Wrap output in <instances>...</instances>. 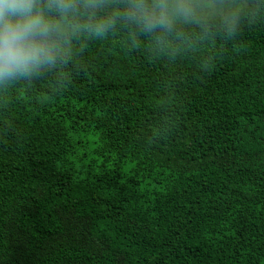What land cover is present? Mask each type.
Returning <instances> with one entry per match:
<instances>
[{"label": "trees", "instance_id": "1", "mask_svg": "<svg viewBox=\"0 0 264 264\" xmlns=\"http://www.w3.org/2000/svg\"><path fill=\"white\" fill-rule=\"evenodd\" d=\"M36 2L60 48L0 79V264H264V0Z\"/></svg>", "mask_w": 264, "mask_h": 264}, {"label": "clouds", "instance_id": "2", "mask_svg": "<svg viewBox=\"0 0 264 264\" xmlns=\"http://www.w3.org/2000/svg\"><path fill=\"white\" fill-rule=\"evenodd\" d=\"M61 13L73 10L70 0H56ZM93 8L85 4V9ZM126 15L145 28L169 27L178 18L191 19V0H134ZM109 19L93 26L103 29ZM59 26L41 9L36 0H0V79L32 72L51 63L59 52Z\"/></svg>", "mask_w": 264, "mask_h": 264}]
</instances>
